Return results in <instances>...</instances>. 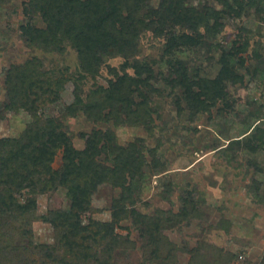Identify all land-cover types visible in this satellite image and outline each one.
Instances as JSON below:
<instances>
[{
    "label": "rangeland",
    "instance_id": "rangeland-1",
    "mask_svg": "<svg viewBox=\"0 0 264 264\" xmlns=\"http://www.w3.org/2000/svg\"><path fill=\"white\" fill-rule=\"evenodd\" d=\"M27 1H0V140L19 137L33 122L34 116L25 108L6 110L3 106L8 101L9 70L37 57L41 70L55 72L54 79L63 75L54 85L59 98L36 103L39 115L62 123L76 148L86 147L83 134L108 128L115 132L120 145H143L147 161L144 177L129 178L128 182L133 186L135 207L148 215L168 216L182 211L188 195L193 199L196 213L169 221L161 229L176 247L169 264H264V11L258 13L254 7L236 16L229 12L228 5L234 0H186L202 13L210 8L220 10L224 25L213 35L201 27L205 35L199 45L172 52L165 47L167 36L143 31L140 57L152 61L154 67L152 87L146 89L152 120L146 126L108 125L82 111L74 115L68 107L79 99L87 102L91 91L107 86L114 79L112 68L134 73L133 68L125 66L120 56L110 57L94 78L83 72L77 49L67 38L59 51L29 43L21 31L28 22L24 14ZM160 1L151 0L149 4L158 7ZM45 8L44 0L36 1L32 24L46 26ZM183 32L198 38L191 28L179 33ZM233 51L238 53L234 71L242 80L227 82V101L220 100L209 111L194 112L179 84L180 63L192 77L213 78L221 71L224 56ZM100 159L112 165L104 154ZM62 163L60 150L53 167L59 168ZM121 196L120 186H100L92 196L89 211L82 215L83 223L90 218L110 220L113 203ZM36 199V215L30 217V223L24 226L22 221L12 222L0 232V264H25L32 258L39 264L34 246L62 238L45 217L71 210L73 190L54 186ZM23 227L29 234H23ZM116 232L130 239L123 240L112 254L85 264H165L151 254L131 218L122 220Z\"/></svg>",
    "mask_w": 264,
    "mask_h": 264
},
{
    "label": "trees",
    "instance_id": "trees-1",
    "mask_svg": "<svg viewBox=\"0 0 264 264\" xmlns=\"http://www.w3.org/2000/svg\"><path fill=\"white\" fill-rule=\"evenodd\" d=\"M36 1L28 0L24 7L28 22L21 26V31L29 43L59 51L67 38L77 49L83 72L94 78L110 57L120 56L125 66L133 68L134 73L112 68L114 79H110L107 86L100 85L91 91L87 102L79 99L68 107L74 115L82 111L94 121L108 125L146 126L152 120L151 99L146 89L152 87L154 67L152 61L140 57L139 41L143 31L167 36L165 47L172 52L199 45L205 35L201 27L213 35L224 25L220 10L210 8L202 13L189 6L186 0H161L158 7L149 4L151 0H44L46 26L39 27L31 23ZM234 1L228 5L229 12L236 16L254 7L258 13L264 11V0ZM185 28L196 31L198 38L179 33ZM237 54L236 51L226 54L221 71L213 78L192 77L180 63L179 84L183 87L185 101L194 112L209 111L220 100H228L227 82L242 80L234 71ZM41 66L34 57L22 67L11 68L6 79L8 101L3 107L6 110L25 108L34 119L19 137L0 140V232L12 222L22 221L24 226L30 223V217L36 215V195L54 186H65L73 190L71 210L44 216L62 238L52 244L34 246L33 254L39 257V264L99 261L103 255L112 254L123 240L130 239L116 232L122 220L128 218L140 228L151 254L169 264L176 247L161 229L169 221L187 219L196 213L193 199L188 195L182 211L168 216L163 213L148 215L135 207L133 186L128 182L129 178L144 177L147 161L143 145L133 142L120 145L115 132L108 128L83 134L87 145L82 150L76 148L62 123L53 117L39 115L36 103L42 105L57 100L59 94L54 85L63 79L62 75L55 80V72L49 74L41 70ZM60 150L63 163L54 168L53 162ZM103 154L112 165L101 161ZM103 184L122 189L121 198L113 203L112 218L107 221L90 218L84 224L82 215L89 211L93 194ZM22 232L29 234L25 228ZM26 262L37 264L35 258Z\"/></svg>",
    "mask_w": 264,
    "mask_h": 264
},
{
    "label": "crops",
    "instance_id": "crops-1",
    "mask_svg": "<svg viewBox=\"0 0 264 264\" xmlns=\"http://www.w3.org/2000/svg\"><path fill=\"white\" fill-rule=\"evenodd\" d=\"M254 130V129H253Z\"/></svg>",
    "mask_w": 264,
    "mask_h": 264
}]
</instances>
